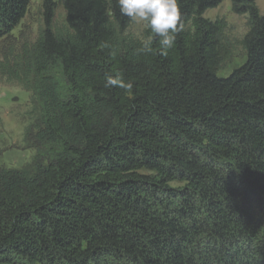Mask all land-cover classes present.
Masks as SVG:
<instances>
[{
	"label": "trees",
	"instance_id": "obj_1",
	"mask_svg": "<svg viewBox=\"0 0 264 264\" xmlns=\"http://www.w3.org/2000/svg\"><path fill=\"white\" fill-rule=\"evenodd\" d=\"M222 0H178L167 56L117 0H43L35 38L12 31L31 0H0V75L30 93L19 167L0 152V264H264V10L245 15L244 61ZM64 24L54 25L57 7ZM120 73L131 94L106 88Z\"/></svg>",
	"mask_w": 264,
	"mask_h": 264
},
{
	"label": "rangeland",
	"instance_id": "obj_2",
	"mask_svg": "<svg viewBox=\"0 0 264 264\" xmlns=\"http://www.w3.org/2000/svg\"><path fill=\"white\" fill-rule=\"evenodd\" d=\"M43 0H31L25 16L12 31L14 42L18 44L25 37L32 41L42 24ZM260 11L264 10V0H256ZM204 17L218 21L224 26L223 38L232 45V58L225 62L218 71L225 76L233 67L241 64L244 51L240 41L247 31L245 15L235 14L231 10L230 0H222L214 8L207 9ZM65 12L58 6L55 12L54 25L64 24ZM144 24L132 22L128 28L129 34L141 38ZM30 93L17 83L7 80L0 75V152L1 161L8 167H19L28 162L33 150L23 147V133L26 125L32 120Z\"/></svg>",
	"mask_w": 264,
	"mask_h": 264
},
{
	"label": "clouds",
	"instance_id": "obj_3",
	"mask_svg": "<svg viewBox=\"0 0 264 264\" xmlns=\"http://www.w3.org/2000/svg\"><path fill=\"white\" fill-rule=\"evenodd\" d=\"M117 3L123 16L133 22H142L154 34L141 43L135 50L136 55L152 53L153 39L159 38V54L167 56L169 50L174 47L177 34L185 27L178 0H117ZM104 86L117 87L129 94L134 87L133 83L126 82L120 73L106 74Z\"/></svg>",
	"mask_w": 264,
	"mask_h": 264
}]
</instances>
